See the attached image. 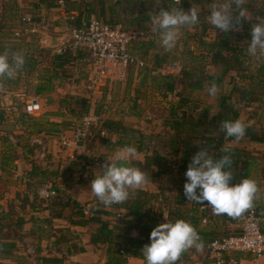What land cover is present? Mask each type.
Instances as JSON below:
<instances>
[{"label": "rangeland", "instance_id": "374dc122", "mask_svg": "<svg viewBox=\"0 0 264 264\" xmlns=\"http://www.w3.org/2000/svg\"><path fill=\"white\" fill-rule=\"evenodd\" d=\"M88 1L67 0L65 6L61 8L57 4V0H0V54L8 51L9 53H21L24 57L28 56V58L33 57V60L27 64L24 69L17 72L15 79L0 78V149L3 146V152L7 153V156H10L9 158L15 156L26 159L24 156V151L26 149L23 147H26V145H28L27 147H31V144H36L35 138L43 139L40 135L41 131H37L40 130L41 126L48 128L49 125L47 124L57 122L60 124L61 130L64 132L62 136H69V127H71V122L73 124L72 120L77 119V117L68 113V110L64 107L65 105H63L62 100L65 98L67 99L70 96L88 98L91 101V106L89 107L90 111L102 115L103 119L119 118L116 120L122 121L123 118V123L126 128L130 130L135 129L138 130V132H144L145 134H151L150 138L153 140L151 139L148 145L153 146L155 150L158 148L160 149L161 146H167L168 142H170V140L166 138L167 134L162 135L161 132L166 131L169 133L170 129H167L166 125L164 126V121L171 120L170 110L172 106L177 104L179 99L175 96V94H166L164 90L160 91L154 87L153 78L156 77V75H159V73H156L151 77L145 76L140 79L139 76L142 75L143 71L137 72L138 69L135 67L136 69H131V74H129L125 80L119 81L112 77L110 78V84L108 86L100 90H96V83L94 82V69L93 66L88 63V60L76 62L64 69L59 67L54 60L55 54H58L57 50L59 47H50L49 43L53 42L52 37H62L64 38V42H72L70 35H67L65 30V24L70 21L67 19L66 14L68 12L72 13L68 7L73 6V4L77 5L78 3L85 4ZM109 1H105L106 7L109 6ZM171 1L172 0H131V5H134L131 7V11L129 10L127 12L126 5L129 6L130 1L120 0V4L122 2V5L119 6V10L117 11V13H121L120 17L116 19L117 21L110 19V22L113 23L115 21H123L124 23L122 24V27L125 29L136 28L139 31H150L148 39L137 41L149 42V40H153V48L156 46L155 49H158V52L155 54L156 51H150L152 56L147 58L150 63L156 60V63L158 62L161 66H163L164 56L168 53L167 57L169 58L168 60L171 59V63L177 61V58H180L181 54L182 63L180 65H189L193 57L200 54H209L206 46H204L206 44L202 43L201 38L203 35H206L207 38L213 39L215 30L208 26L205 30L201 27V25L203 23H207L209 26L211 25L208 21L211 5L214 2L228 3L229 0H187L189 6L185 7V12L190 11L192 4L197 5L199 8V23L201 24L197 23L195 25H186L179 28L177 42H188L189 46L184 52V49L181 50L178 47L180 43L178 44L177 42L176 44L178 45H175L174 48L166 50L160 43L159 31H157V33L156 31H153L155 25L153 24L152 19L150 22L149 20H146L149 15L159 14V10L162 8L169 11L178 10L174 3H170ZM38 3L42 4L39 5ZM82 8L85 9L84 5ZM245 8V14L250 15L252 18L244 21L241 25L242 28L246 26V23H248L249 28L252 29V25L254 23H258L259 20H264V0H248ZM117 9L118 8L116 7V10ZM120 10H122V12H120ZM131 16H133V18L135 16L140 17L143 23H141V21L130 23L129 20ZM28 18L31 20L29 21ZM31 22L33 25H31ZM26 27L31 28V30L25 32ZM238 38H241V42H244L241 34L238 35ZM192 52L196 55H191ZM263 60L264 54L260 55L258 63L263 64ZM35 63L36 65L34 66V70L30 71ZM251 63L252 61L248 62V66H250ZM154 65L156 66V64ZM176 65L179 64L166 66V68H164V66V73L177 74L180 69H178ZM251 66L249 69L251 71H255L256 67H254L255 69L252 68V70ZM206 68L209 72H216L219 70L217 67L209 64H207ZM53 76H55V78H52ZM238 81L239 79L237 82ZM50 85L53 86L52 89H44L46 88L44 86L48 87ZM40 88H43V92H41V94L37 92ZM180 88L181 87L179 85V90ZM204 88L205 89L199 90L197 93L193 94L190 102L188 103V108L184 109L183 114H192L197 117L199 113L203 112L208 115L210 114V108L214 110L213 112L216 113L215 115L218 114V111L221 110V98L219 97V94H221L220 90H218L215 96H210L207 84ZM5 89H7L8 92H6ZM263 92L264 91L262 89V92H259L258 90L254 94L257 96L258 93L260 94ZM243 95L241 97H243ZM249 98L251 99L253 97L250 96ZM38 99L42 102H39ZM33 100H36L39 103V106L41 103L44 104L45 106L43 109V105L41 104L37 111L31 113L28 109V105ZM246 101L247 98H245V100H241V104L239 105L238 94L233 100L235 103L233 108L236 109L237 116L242 115L246 117L247 115L246 118L248 121L251 119H258V116L249 113L248 111H244L246 107L251 105V102L248 103ZM50 102V108H52L50 110L47 109L46 111H43L45 107L49 106ZM253 106H255V104L251 105V107ZM256 106L260 109V112H264L262 103H256ZM77 108L78 110L81 109L80 106ZM131 108H133L132 110L136 112L135 118L131 115L128 116L125 112ZM180 113L182 114L181 111H179V114ZM29 116H31V118ZM126 116L130 118H127ZM261 120L262 117L258 121ZM161 126L163 129H160ZM144 127L145 129H141ZM160 130L161 132L159 133ZM123 134L124 132L121 134H106L98 128L94 129L92 132L94 140L92 139L93 141L91 140L86 142L84 152L75 155L73 159L67 157L63 160L60 156L59 160L55 158L54 161L51 162V170H57L59 174L51 176L48 180L49 185L59 188L58 184L61 182H64L65 186L69 185L71 187L76 184L79 186L91 184V181L95 178L96 172L100 171L101 165L107 160V158H114L117 151L122 149L116 145L118 138L122 137L123 141L127 142L128 137H125V134ZM160 136H162V138H159ZM5 138H7L8 141ZM51 139L53 138H50L49 140ZM134 139H136V137ZM5 140L6 142H3ZM59 140L55 139L53 145L56 146L59 153H62L65 148L59 144ZM49 149L52 148L49 147ZM176 150L177 149L174 148L170 151V153H168L167 157L163 156L170 160L167 165L171 168L172 173L170 175L166 174V167L164 166L162 167L163 172L161 177L147 180L148 182L157 181V186H160L158 191H145L143 188L144 186L146 187L147 184L145 185L144 183L139 189L130 190V197L125 203L113 204L110 209L113 212H117L116 210L121 207H125V205L130 206L129 204L138 199H146L147 205L144 209L146 210L149 206H151L150 209L153 208L152 210L154 211H152V213L155 215L167 212V214H169L172 218V216H177L179 213L184 214L189 211V209L193 207L189 205L190 201L189 203L186 201V205H182L180 204V201H178L181 176L178 169V158L176 157V153L174 154V151ZM43 151H45V149H43ZM150 161L155 165L159 162L156 158H152ZM26 164H28V162H26ZM262 166L264 169V164ZM154 170H157V167H155ZM23 176L27 177L25 174ZM13 179L17 180L19 178ZM4 180H9V178L6 177ZM50 182H52V184ZM40 187L42 186H39V188ZM6 208L7 209H5L4 212H9L15 215L20 214V210L19 212L15 210L13 205ZM183 209L184 211H181ZM2 210L3 209L0 207V214L2 213ZM121 213L127 216L128 211L124 210ZM203 214H205V212ZM203 218L204 217H202V219ZM202 219L199 221L198 228H205L206 225L208 226L210 223L209 217L207 223H203ZM172 220L174 221V219ZM118 221L120 220H116V222ZM122 221H124L123 218ZM115 226L119 227L118 225ZM221 233L222 232L219 234L221 235ZM18 238L22 239L23 246L26 247L25 250L28 249L29 244L33 245V243H35L34 241H32V243L26 241L23 237ZM117 239H121L120 236H118ZM6 244L7 243L4 245ZM35 244L38 246L37 243ZM105 247L106 246H104V248ZM6 248L9 249L10 246H6ZM36 252L38 251L36 250ZM27 254L29 260L26 258V255H23L26 259L20 260L19 257L21 255L18 256L20 264L38 263V254ZM231 257L237 258L236 253H231L228 259ZM240 258L245 257L240 256ZM212 261L213 258L208 257V255H199L193 259H187L185 264H208Z\"/></svg>", "mask_w": 264, "mask_h": 264}, {"label": "crops", "instance_id": "0c3cea01", "mask_svg": "<svg viewBox=\"0 0 264 264\" xmlns=\"http://www.w3.org/2000/svg\"><path fill=\"white\" fill-rule=\"evenodd\" d=\"M92 1H95L94 3H96L97 0H92ZM88 2H91V0ZM110 2L111 4L115 5V7L118 8L117 11L119 10V6L122 5V2L120 4V0H113V1L110 0ZM38 4L41 5L42 3H38ZM104 7H105L104 11H101L100 5L97 4V6L95 5V9L96 11H99V14L98 12L95 13L96 11H94L93 9L89 12L88 11L85 12V14L93 17L95 15H99L101 19L110 22V13L108 12L107 7L106 6ZM129 8L131 7L126 5L127 12L129 10L131 11V9ZM72 12H75L77 14L78 11L72 10ZM120 12H122V10H120ZM103 13H105V19L104 17H102ZM137 17L138 16H135L133 18V16H131L129 20L130 23H136L140 19V17L139 18ZM122 23L124 22L122 21ZM241 28H242L241 26L238 27V29ZM149 43L150 42H133L130 46V49L133 52V54L137 55L145 62V66L143 67L133 66L131 68L133 69L136 67L138 69L137 72L143 71L142 75L139 76L140 79L144 78L145 76L151 77L156 73L165 74L164 68H166V66H170L173 64H179L176 65V67L180 69L178 70L179 72L177 73V75L181 77L180 71L183 68V66L180 65L182 63L181 54H180V58H177V61L171 63L170 62L171 59L168 60L169 58L167 57L168 55L167 53L164 56L163 66H161V64L158 62L156 63V60L150 63V61H148L147 59L152 56L150 51L151 50L156 51L155 54H157L158 49H155L156 46L153 49H150L148 47ZM177 43L178 44L180 43L179 45L178 44L176 45H178V47L181 50L184 49L183 52L186 50V48L189 47L188 42H177ZM241 43H245V42H241ZM260 55L263 54H258L257 56H251L247 54L246 63L252 61L251 63L252 66L251 65L250 66L251 69L252 68L255 69L254 67H256L255 71L252 69L254 72L251 71L250 69L249 71L246 72L242 71L241 73L233 72V74L236 75L235 82L226 81L223 84L217 86V88L218 90H220L221 94H219V97L221 98L222 102L227 101L231 104V106L235 105L233 100L235 99L237 94H238L239 105L241 104V100H245V98H247L246 102L248 103L251 102V105L255 104V106L253 107H251V105L246 107L244 111H248L249 113L258 116V119L255 120L251 119L248 121V119L246 118L247 115L246 117L242 115H238L237 119L243 121L247 125L246 131H253L258 136H264L263 135L264 112H260V109H258V107L256 106V103H262V107L264 109V92L260 94L258 93L257 96L254 94L258 90L259 92H262V89L264 91V87L262 86L264 82L261 81L262 77L260 75L261 64L258 63L260 59ZM193 59H191V61ZM154 64H156V66ZM131 69L128 75L131 74ZM246 73L254 75L255 78L250 79L242 75ZM257 75L260 76V78H258ZM112 77L114 79L116 78L115 69L113 70ZM238 79L239 81L237 82ZM207 87L209 88L210 85H207ZM5 90L6 92H8L7 89ZM194 93H197V91ZM242 95L243 97H241ZM250 96H252L253 98L250 99L249 98ZM39 102L42 101L39 100ZM42 105H43L42 106L43 109L45 105L44 104ZM51 108L49 104V106L45 107L43 111H46L47 109L50 110ZM132 109L133 108L126 110L125 112L128 114V116L131 115L133 118H135L136 112ZM211 111L213 112L214 110L210 108V113ZM128 116L126 117L130 118ZM199 117L205 118L207 121H209L214 117V115H210V114L207 115V113L202 112L199 113V115L197 116V118ZM261 117L262 120L258 121ZM111 119L116 120L119 118H111ZM47 125L51 126L50 124ZM165 125H166V121H164V126ZM166 126L167 129H170L169 133H167L166 131L161 132V130L159 131V133L161 132L162 135L167 134L166 138L170 140L167 146L165 147L161 146L160 149L158 148L155 150L153 146L148 145V143L152 139L150 138L151 134H145L144 132H140L137 136H135L136 139H134L135 137L131 136L130 134H127L128 137L127 142H129V145L122 147L121 150L117 151V154L123 156L129 155L133 161L139 160L145 162L147 158H150V160L154 158L152 155L153 152L155 151L158 153L159 156L167 157L168 153H170L172 149L176 148L177 149L176 151L178 152L175 151V153L179 163L183 156L182 153L183 149L182 147H179V144H177L176 140L174 139V131L171 129L170 125H166ZM58 127L59 129H61V126L58 125L57 128ZM161 128L163 129L162 126L160 127V129ZM141 129H145V127ZM63 133L64 132L62 130H60V133L40 132V135L43 137V139L35 138L36 144H31L33 150L30 149L31 151H29L27 147L28 145H26V147H23L24 149H26L24 151V156L27 160L15 156L9 158L10 156H7V153L3 152V146L0 149V207L3 209L2 213L0 214V228L2 224L5 225L6 223L9 224L8 227L4 229H0V241H1L0 264H20L18 261V256L21 255L19 257V260L26 258L29 260V257H27L28 256L27 253H36L39 255V257L37 258L38 260L37 264H106L108 262V250H109L108 246L104 248V245L101 246L96 245L95 243L89 241L90 237L93 234L97 233L100 225L107 226V228L111 230V232H113V237L115 238L114 242L115 241L121 242L123 238L122 236H127V235L129 236V234L130 236L139 235V232L136 229H132L128 234L126 233L125 226L122 225V222H124L122 221V218L123 219L125 218V214H122L124 217H122L121 219L117 218V213L124 211L125 208L121 207L120 209L116 210L117 212H113L110 209L111 206L105 207L104 204L101 203L91 192L90 190L91 184H85L84 186L81 185L79 186L76 184L68 189L66 188L64 182H61L58 185H59V189L62 188V191L60 190L58 196H55L50 199H44L40 195H38L39 186H51V185H49V181L46 184L40 185L37 179L30 178L29 173L33 168V164H40L43 166V168L48 166L51 167L50 164L52 161H54L55 158L59 160L61 156L63 160L66 159L67 157L73 159L75 155L81 154L82 152L85 151L84 149L85 145H84L76 149L65 148V150L62 151V153H59L57 151L58 149L56 148V146L53 145V142H55V139L61 140ZM140 135L143 139L142 151H138L137 149L138 145L141 144V142L139 143V139H141L139 137ZM50 138L53 139L49 140ZM159 138H162V136H160ZM5 139L7 140V138ZM6 140L3 142H6ZM59 144L61 145V143ZM225 146L232 148H245L251 151L256 157L258 165L255 169L254 177H255V181L258 184L259 192H258V198L254 201V203L258 207H260L261 211L264 213V169L262 166L264 164V141L252 140L248 138V136L244 135V137L239 140L233 138L231 140L225 141ZM49 147H51L53 150L49 149ZM131 147H134L136 149L135 156H131L128 152V149ZM43 149H45V151H43ZM43 153L45 154L43 155ZM26 162H28L29 166L28 164H26ZM178 169L180 170L179 166ZM185 173H186L185 171H180L181 181L179 183L180 195L178 196V201L182 203L183 202L186 203V201H188L189 203V200H187V198L184 195V184L187 181V177ZM24 174L27 175V177L23 176ZM6 177L9 178V180H4ZM13 178H19V179L16 180ZM156 182L157 181H153V182L146 181L145 185L147 184V186L146 187L144 186L143 189L145 191H150V192L158 191L160 186H157ZM50 183L52 184V182ZM197 191L199 192V189H197ZM194 203L196 202L190 201L189 205L192 206ZM10 205H13L15 207V210H17L18 212L20 210V214L18 215L13 214L15 218L23 217L25 220L21 230L17 227V225H15V223H17V220L12 219V215L9 212H4V210L7 209L6 207ZM86 208L90 209L93 212V215L91 217L84 214V209ZM182 211H184V209ZM162 214L163 213L158 214L159 222L161 221ZM184 214L186 215L189 213L187 211ZM116 220H120V221L116 222ZM211 222L212 221H210L208 226L206 225L205 227L209 231L213 230L214 233L218 234L224 230V226L221 225L223 224V221L220 220L217 221L221 223L219 226L212 225ZM231 224L232 223L230 222L229 226H231ZM115 225H118L119 227ZM263 230H264V226H263ZM15 232H18L20 235L22 234L23 239L26 241H29L31 243L32 241H34L35 243L38 244V246L35 243H33V245L28 243L29 247L28 249L25 250L26 247L23 246L22 239L18 238L15 235ZM118 236H120L121 239H117ZM5 243L7 244L4 245ZM6 246H10V248L7 249ZM120 246H121L120 244H117L116 249L119 250V248H121ZM36 250L38 252H36ZM23 255H26V258H24ZM241 256L245 257L243 264H251L250 260L252 256L250 254L241 253ZM125 264H146V261L145 258L131 257L128 259V261Z\"/></svg>", "mask_w": 264, "mask_h": 264}, {"label": "trees", "instance_id": "16d2710c", "mask_svg": "<svg viewBox=\"0 0 264 264\" xmlns=\"http://www.w3.org/2000/svg\"><path fill=\"white\" fill-rule=\"evenodd\" d=\"M105 1L106 0L96 1V3L100 5L101 11H104L105 9L104 7ZM128 1H130L129 7H132L134 4L131 5V0ZM94 2L95 1L91 0V2H87L85 4L78 3L77 5L73 4V6H69L68 7L69 10L78 11L77 15H74L72 20H70L72 24L80 23L84 16L90 17V15L85 14V12L87 11L89 12L92 9L96 11L95 5L97 6V4ZM170 3L171 4L174 3L178 9L181 8L183 11H185V7L189 6L187 0H181L180 5L176 4L174 0H172ZM83 5L85 6V9L82 8ZM107 10L110 13V19L116 20L117 18L120 17V14L117 13L115 5L111 4V2L109 6H107ZM97 12L99 14V11H96L95 13ZM156 15L158 14L149 15L146 20H149L150 22L152 17ZM95 17L100 18L99 15H95ZM102 17H104L105 19V13L102 14ZM104 21L108 22L106 20ZM116 21L113 23L111 22L109 23H111L113 26L121 25L122 22H116ZM138 21H141V19H139ZM244 21H247V18L241 19L240 24L237 27L241 26L244 23ZM141 23L143 22L141 21ZM245 25L246 26L238 30H230L228 32H223V31H219V29L215 28L212 25L209 26V24L203 23L201 25L203 29L206 30L208 26V27H212L213 30H215V32L213 31L214 32L213 39L207 38L206 35H203L201 38L202 43L206 44L204 46H206L209 54H200L194 57V59L190 61L189 65H183V68L180 71L181 77L174 73H168V74H159L153 78L154 87L156 89L160 91L164 90L166 94H171V93L173 95L175 94V96L178 97L179 99L177 104L172 106L170 110L171 120H165L166 125H170L171 129L174 131V138L177 144H179V147H182L183 149L182 152L183 156L180 162L178 163V166L180 167L179 171H185V172L187 171L192 156L196 152H198L200 148L207 149L209 154L213 157L214 160L221 158L223 155L226 154L221 151L224 147H226L225 141L234 138V137H227L225 135V132L222 131L220 127L221 123L225 120L228 121L237 120V111L235 108H233V106H231L229 102L227 101L222 102L221 100V106H222L221 110L217 115H215L209 121H207L205 118H201V117L197 118L192 114L191 115H187L185 113L183 114V112L184 109L188 108V103L190 102L194 92L204 89V86L206 84L211 85L213 80L215 81L217 86L223 84L226 81L235 82L236 75H234L233 72L241 73L242 71L243 72L249 71V66L248 63H246V61L248 54L247 52L248 46L251 40L252 29L249 28L248 23H246ZM240 34L241 37L243 38L242 40H244L245 43H241V38H238V35ZM147 37L140 40H145L147 39ZM152 41L153 40H149L150 43L148 44V47L150 49H153L154 42ZM191 55H196V54L192 52ZM32 58L33 57L28 58V56H25V64L22 69H24L27 66V64H29L33 60ZM54 60L56 61L57 65L63 69L72 64H75L76 62L83 60H88V63L93 65V58L91 57V52L87 49L76 50L68 47L62 54H55ZM207 64L213 65L217 67L219 70L216 72H209L206 68ZM35 65L36 63L33 65L30 71L34 70ZM260 67H261L260 75L262 77L261 81L264 82V63L261 64ZM242 75L250 79L255 78L254 75H251L249 73ZM257 77L260 78V76L258 75ZM52 78H55V76H53ZM179 85L181 87L180 90H179ZM262 86L264 87V84ZM44 87H46L44 88L45 90H50L53 88L52 85L48 87L47 86ZM37 92L41 94V92H43V88H40L39 91ZM67 99L65 98L62 100L63 105H65L64 107L67 108L68 113H70L74 117H77V119L72 120L73 124L71 122V127H69L71 132L74 128L77 127L78 124H80L84 116H86L89 113L90 111L89 107L91 106L90 105L91 101L88 98L76 97V96H70ZM49 104H51V102ZM78 106H80L81 108L80 110H78L77 108ZM179 111L182 112V116L178 115ZM29 117L31 118V116ZM103 120H104L103 127L104 129H107L108 134L109 133L121 134L122 132H124L125 137H127V134H130L131 136H137L140 133L138 132V130L135 129L130 130L126 128V126L123 124V121L121 120H115L111 118H105ZM50 125L51 126H48V128L45 126H41L40 130L37 131H41L45 133H60L61 129H59V127L57 128V126L58 125L60 126V124L54 122L53 124ZM245 135L252 140L264 141V136H258L253 131H246ZM139 137L141 138L139 139V143L141 142V144L138 145L137 149L138 151H142L143 139L141 135ZM116 145L122 148L125 147L126 145H129V142H124L123 138L120 137L118 138ZM228 148H229V153L227 154L231 156V164L226 166V170H230L232 172V180L230 181V183L236 184L245 178H250L255 180L254 177L255 169L258 165V162L254 154L245 148H232V147H228ZM30 149L33 150L32 147H28L29 151H31ZM152 156L158 159L159 161L156 165L150 161V158H147L145 162L134 160L132 162V166L137 167L142 171H144L146 173L147 180L161 177L163 172L162 167L164 166L166 167V174L170 175L172 173L171 168L167 165V163L170 162L168 158L159 156L156 151L153 152ZM76 157H81V156H76ZM155 167H157V170H154ZM29 174H30V178L37 179L39 184L41 185V184H46L52 175H58L59 172L57 170L56 171L51 170L49 166L43 168V166L40 164H33V168ZM66 188L69 189L71 188V186L66 185ZM180 204L186 205L185 202L183 203L180 202ZM129 205L130 206L125 205L124 207L125 210L128 211V214L127 216L125 215V218L123 219L124 223H122V225L125 226L127 234L132 229H136L139 232L138 236H130L129 234V236L128 235L122 236L123 242L120 243L116 241L114 242L115 238L113 237V232H111V230H109L107 226L100 225L97 233L93 234L90 237L89 240L90 242L100 246L101 245L108 246L109 248L108 264H125L128 261V259L131 257L144 258L142 254V248L144 247V245L149 244L151 242L150 233L152 229L160 223L158 215L152 213V211L154 210H152L153 208L150 209L151 206H149L146 210L144 209L145 206L147 205L146 199L145 200L138 199ZM202 205H205L206 208L201 209ZM192 206L193 207H191L188 211L190 215L189 217L188 215L185 214L183 215L179 213L177 216H172V219H174L173 222L181 219L185 220L186 222H189L195 228V230L198 233H200L201 235L200 240L202 241V245H205L214 238L228 236L231 234H237L240 232V228L238 226L239 219L246 212L239 217L233 218L227 215L213 214L212 208L210 205L207 204V202H204L203 204L194 203ZM258 209L259 211H261L260 207H258ZM204 212L205 214H203ZM11 215H12V219L17 220V223H15V225H17V227L21 230L25 221L24 218L23 217L15 218L13 214ZM202 217H207V219L209 217L210 221H212L211 222L212 225L215 226H219L221 224L220 222L217 221L219 220L223 221V224L221 225L224 226V230L222 231L221 235L219 233L218 234L214 233L213 230L209 231L206 228H198L199 221L200 219H202ZM230 222L232 223L231 226H229ZM8 226L9 224L6 225L2 224L0 229H4ZM15 235L18 237H22L18 232H15ZM115 243L121 245L120 246L121 248H119V250L116 249L117 244ZM121 250H123V252H121ZM182 255H184V253ZM240 256H241L240 252L236 253L237 258H240ZM177 264H181L180 260L177 262Z\"/></svg>", "mask_w": 264, "mask_h": 264}, {"label": "clouds", "instance_id": "9594fccd", "mask_svg": "<svg viewBox=\"0 0 264 264\" xmlns=\"http://www.w3.org/2000/svg\"><path fill=\"white\" fill-rule=\"evenodd\" d=\"M247 2L248 0L214 2L208 16L209 23L223 32L238 30L241 19L252 18L245 14ZM175 3L179 5L181 0H175ZM152 22L155 25L153 31L160 33L161 45L166 50H171L176 45L181 26L199 23V8L192 4L188 12L181 8L172 11L161 9L158 15L152 17ZM248 54H264V20L252 25ZM24 64L23 54L5 51L0 54V78L15 79ZM217 92L218 88L213 80L208 93L215 96ZM215 114L212 111L210 113ZM220 127L227 137L239 140L244 137L247 125L237 119L225 120ZM221 151L226 154L216 160L207 149L202 148L192 156L185 173L187 181L184 184V195L189 201L201 204L207 202L215 215L236 218L253 208L259 187L257 182L250 178L236 184L230 183L232 172L226 170V166L231 164V156L227 154L229 148L226 146ZM128 152L131 156L136 155L134 147L129 148ZM146 181L144 171L131 166L130 159L117 156L115 159L107 158L101 165L100 171L96 172L91 181L90 190L105 207H109L125 203L130 197V190L139 189ZM150 241L142 248L146 264H177L185 251L192 247H202V241L195 228L182 219L175 222L167 220L158 224L150 233Z\"/></svg>", "mask_w": 264, "mask_h": 264}, {"label": "built area", "instance_id": "2783aa9c", "mask_svg": "<svg viewBox=\"0 0 264 264\" xmlns=\"http://www.w3.org/2000/svg\"><path fill=\"white\" fill-rule=\"evenodd\" d=\"M66 2L67 0H57V4L61 8L65 6ZM74 13L68 12L66 14L67 19L72 20L73 16L77 15ZM28 20L30 21L31 19L28 18ZM31 25H33L32 22ZM30 30L31 28H25V32ZM65 30L70 35L72 42H66L59 46L57 53L62 54L68 47L76 50H89L93 58L92 66L96 90L108 86L114 69L116 70V79L123 81L127 78L133 66H145L144 60L130 51V46L133 42L147 37L150 31L125 29L121 25L113 26L111 23L105 22L95 16H84L78 24H72L71 21H68L65 24ZM39 107V103L36 100H33L28 105L31 113L37 111ZM179 116H182V114L180 113ZM103 122L102 116L90 111L84 116L80 124L70 132L69 136L61 137V146L74 149L82 147L86 142L93 139L92 132L97 128H101L103 133H107V129L103 127ZM60 190L62 191V188L42 186L39 188L38 193L41 197L50 199L58 196ZM205 208V205L201 206V209ZM84 214L91 217L93 212L86 208L84 209ZM122 217V213L118 212L117 218L121 219ZM166 218L169 222H173L171 216L167 212H164L160 223L167 222ZM207 221V217L202 219L203 223H207ZM263 224L264 213L259 211L258 206L254 203L253 208L240 217L238 224L240 228L239 233L214 238L205 245H202V247L188 249L184 252V255H181L180 263L185 264L187 259H193L195 256L208 255V257L213 258V261L208 264H243L244 258L231 257L228 259L231 253L240 252L252 256L250 260L251 264H264ZM198 235L201 238L200 233Z\"/></svg>", "mask_w": 264, "mask_h": 264}, {"label": "water", "instance_id": "95a60500", "mask_svg": "<svg viewBox=\"0 0 264 264\" xmlns=\"http://www.w3.org/2000/svg\"><path fill=\"white\" fill-rule=\"evenodd\" d=\"M67 35H68V33H67ZM52 41L53 42H50L49 43V45H50V47L51 48H55V47H59V46H61V45H63V44H65L66 42H64V38H62V37H52ZM117 156H123V155H120V154H115V156H114V159L117 157ZM125 159H130L131 160V166H132V159H131V157L128 155V156H123ZM108 263V262H107ZM106 263V264H107Z\"/></svg>", "mask_w": 264, "mask_h": 264}]
</instances>
